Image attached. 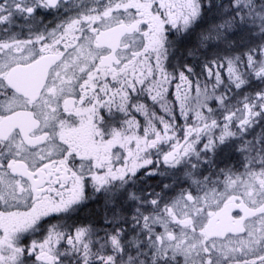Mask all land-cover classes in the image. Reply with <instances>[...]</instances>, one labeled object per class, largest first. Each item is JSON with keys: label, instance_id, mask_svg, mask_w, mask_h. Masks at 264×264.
Instances as JSON below:
<instances>
[{"label": "snow or ice", "instance_id": "obj_1", "mask_svg": "<svg viewBox=\"0 0 264 264\" xmlns=\"http://www.w3.org/2000/svg\"><path fill=\"white\" fill-rule=\"evenodd\" d=\"M0 264H264V0H0Z\"/></svg>", "mask_w": 264, "mask_h": 264}, {"label": "flooded vegetation", "instance_id": "obj_2", "mask_svg": "<svg viewBox=\"0 0 264 264\" xmlns=\"http://www.w3.org/2000/svg\"><path fill=\"white\" fill-rule=\"evenodd\" d=\"M170 92H174V86L170 89ZM138 119H141L142 120V117H139L138 116Z\"/></svg>", "mask_w": 264, "mask_h": 264}]
</instances>
